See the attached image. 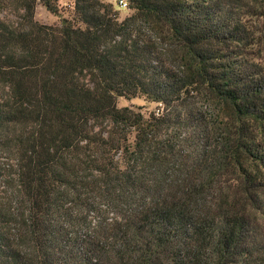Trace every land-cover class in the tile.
I'll use <instances>...</instances> for the list:
<instances>
[{
	"label": "trees",
	"instance_id": "trees-1",
	"mask_svg": "<svg viewBox=\"0 0 264 264\" xmlns=\"http://www.w3.org/2000/svg\"><path fill=\"white\" fill-rule=\"evenodd\" d=\"M124 1L0 0V264H264V0Z\"/></svg>",
	"mask_w": 264,
	"mask_h": 264
},
{
	"label": "rangeland",
	"instance_id": "rangeland-1",
	"mask_svg": "<svg viewBox=\"0 0 264 264\" xmlns=\"http://www.w3.org/2000/svg\"><path fill=\"white\" fill-rule=\"evenodd\" d=\"M105 1L112 4V6L116 8V10H118L119 20H123L132 14L131 11H129L127 8H119L116 0H105ZM71 4H72V0H58L59 10H58V14L56 15L51 14L50 12L46 11V9L43 8L41 5H38L35 11V20L40 24L57 26L61 23V20L68 19L71 16ZM258 50L264 59V44L262 42L258 45L257 51ZM117 107L118 108L131 107L134 110L140 109L145 116L148 115L149 112L156 110L155 104L147 103L143 99H138V98H134L130 100L124 98H118ZM212 108L214 109V106H212Z\"/></svg>",
	"mask_w": 264,
	"mask_h": 264
},
{
	"label": "built area",
	"instance_id": "built-area-1",
	"mask_svg": "<svg viewBox=\"0 0 264 264\" xmlns=\"http://www.w3.org/2000/svg\"><path fill=\"white\" fill-rule=\"evenodd\" d=\"M118 5H119L120 8H127V4H126V2L124 0H120L118 2Z\"/></svg>",
	"mask_w": 264,
	"mask_h": 264
}]
</instances>
